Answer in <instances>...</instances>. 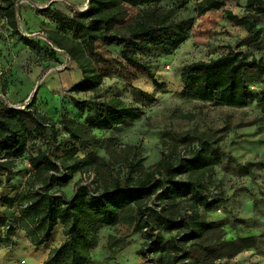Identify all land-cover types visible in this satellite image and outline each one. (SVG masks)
I'll return each mask as SVG.
<instances>
[{
	"label": "trees",
	"instance_id": "trees-1",
	"mask_svg": "<svg viewBox=\"0 0 264 264\" xmlns=\"http://www.w3.org/2000/svg\"><path fill=\"white\" fill-rule=\"evenodd\" d=\"M20 1L0 0V16L19 43L41 52L44 48L35 39L38 35L24 34L20 29ZM190 1L87 0L83 10L68 4L70 13L50 7L43 10L58 27L42 35L49 45L46 48L48 58L59 62L58 52L66 55L68 62H74L82 74V79L71 87V93H92L94 96V101L73 100L77 110L87 113L83 123L63 116L59 128L34 107L35 98L24 108L0 101V187L2 176L5 183L11 181L18 160L27 158L33 169L18 198L5 200L9 204L4 211L5 218H14L35 248L50 242L59 224L66 237L59 247L49 252L43 264L91 263L99 230L117 224L128 213L134 229L146 240L142 256L151 255L157 264H200L206 257L201 244L207 241L216 223L205 220L198 206L210 205L203 189L207 172L201 170L212 164L211 155L199 149L191 159L177 165L165 155L152 168H146L142 159L137 161L131 156L133 149H127L123 151L121 175L109 178L100 174L98 167L101 165H94L91 156L82 160L76 158L79 150L74 145L87 146L97 141L96 129L114 132L121 125L143 117L140 108L118 97L103 100L97 95L104 80L95 62L100 56L98 42L118 47L126 64L154 78L150 59L172 55L191 37L198 18L222 10L227 1L237 0H202L192 12L187 9ZM131 10L137 13L133 15ZM224 16L246 31L245 41L259 40L264 35V0H246L242 16L232 11H224ZM257 18H263L262 28ZM227 48L217 58L193 62L182 69L183 98L214 107L243 109L247 106L252 99L247 75H251V71L263 72L264 59H249L238 48ZM132 91L139 100L152 98L136 87ZM257 99L262 101L263 96ZM62 134L69 139L59 143L58 137ZM42 139L48 140L46 149L40 147L36 153H28L29 144L36 145ZM58 143L56 148L66 152L70 163L51 155V147ZM109 164L105 165L111 168ZM93 165V170L99 174L98 189L78 183L71 198L58 189L53 190L68 185L75 174L86 173ZM186 174L187 179L178 178ZM153 196L161 202L191 197L197 203L190 205L183 215L172 216L168 207L158 210L143 203ZM12 203L16 211L10 206ZM156 226L162 230L158 231ZM173 231H178L177 235L164 236L163 232ZM2 233L0 229V239ZM7 234L9 236V232Z\"/></svg>",
	"mask_w": 264,
	"mask_h": 264
},
{
	"label": "rangeland",
	"instance_id": "rangeland-1",
	"mask_svg": "<svg viewBox=\"0 0 264 264\" xmlns=\"http://www.w3.org/2000/svg\"><path fill=\"white\" fill-rule=\"evenodd\" d=\"M200 1L191 0L187 9L192 12ZM22 2L31 11V23L28 29H20L25 34L38 35L35 39L41 42L44 49L36 52L19 43L0 16V101L22 108L35 98L34 107L57 123L58 128L63 116L83 123L87 113L77 110L73 100L94 101V96L92 93H71V87L82 79L81 71L60 51L59 62L50 60L46 52L49 45L42 35L58 30L43 10L50 7L70 13L69 5L83 10L87 0ZM245 3L246 0L227 1L222 10L198 18L193 29L196 42L186 44L172 55L150 59L154 78L126 64L118 47H107L98 42L100 56L95 62L104 80L97 95L103 100L118 97L128 105L140 108L143 117L121 125L114 132L94 130L98 140L87 146L74 144L79 150L76 158L82 160L91 156L94 165H101L98 167L100 174L109 178L121 175L123 151L127 149H133L131 156L137 161L142 159L146 168H152L165 155L175 165L182 160L188 161L199 149L211 155L212 164L201 170L207 172L203 189L210 205L198 208L205 220L216 223V228L201 244L207 254L200 264H264V71H251L252 74L247 75L252 99L243 109L214 107L181 95L182 69L193 62L217 58L226 52L228 46L238 48L249 59H264V35L259 40L245 41L246 31L224 16V11L242 16ZM130 13L134 15L137 11L131 10ZM257 19L262 28L263 18ZM133 87L150 94L152 98L139 100L132 91ZM261 95L262 101L257 99ZM68 139L63 134L58 137L59 143ZM47 141L39 140L36 145L30 143L28 153H36L40 147L46 149ZM59 143L51 147V155L56 160L65 158L70 163L66 152L56 148ZM94 165L87 168L86 173L75 174L68 185L53 190L58 189L71 198L78 183L88 185L92 190L98 189L96 179L99 174L93 170ZM32 172L27 158H23L16 163L9 183H5L2 176L0 264H43L49 252L66 239L59 224L52 240L35 248L26 233L18 228L15 219L5 218L4 211L9 205L5 200L15 201L18 198ZM178 178L187 179L188 174ZM143 203L158 210L168 207L170 215L178 216L187 212L197 200L190 197L161 202L153 196L144 199ZM10 206L17 210L14 203ZM129 214L117 224L99 230L89 264H157L151 255H141L146 240L142 233L134 229ZM156 228L162 230L160 226ZM163 233L170 238L178 231Z\"/></svg>",
	"mask_w": 264,
	"mask_h": 264
},
{
	"label": "crops",
	"instance_id": "crops-1",
	"mask_svg": "<svg viewBox=\"0 0 264 264\" xmlns=\"http://www.w3.org/2000/svg\"><path fill=\"white\" fill-rule=\"evenodd\" d=\"M25 1L27 2L29 0H25ZM19 9H20V15H21L20 16V27H22V30H23V28L26 30V29H28V27H30L31 11L22 4H21V7ZM24 34H25V32H24ZM192 34H191V37L181 47L185 46L186 44L187 45L190 44V42H196L197 38L194 35V31L192 32ZM192 44H194V43H192Z\"/></svg>",
	"mask_w": 264,
	"mask_h": 264
},
{
	"label": "built area",
	"instance_id": "built-area-1",
	"mask_svg": "<svg viewBox=\"0 0 264 264\" xmlns=\"http://www.w3.org/2000/svg\"><path fill=\"white\" fill-rule=\"evenodd\" d=\"M22 1H23V0H21V1H20V4H22V3H23ZM22 108H23V107H22Z\"/></svg>",
	"mask_w": 264,
	"mask_h": 264
}]
</instances>
